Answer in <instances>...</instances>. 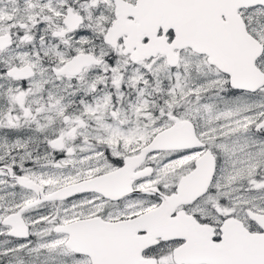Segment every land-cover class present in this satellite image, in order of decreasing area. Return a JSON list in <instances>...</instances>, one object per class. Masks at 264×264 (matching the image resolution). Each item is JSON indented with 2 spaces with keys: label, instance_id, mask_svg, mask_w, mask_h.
I'll use <instances>...</instances> for the list:
<instances>
[{
  "label": "snow or ice",
  "instance_id": "1",
  "mask_svg": "<svg viewBox=\"0 0 264 264\" xmlns=\"http://www.w3.org/2000/svg\"><path fill=\"white\" fill-rule=\"evenodd\" d=\"M0 264H264V0H0Z\"/></svg>",
  "mask_w": 264,
  "mask_h": 264
}]
</instances>
